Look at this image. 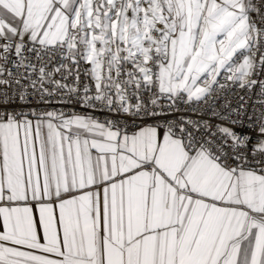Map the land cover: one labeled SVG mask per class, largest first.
I'll list each match as a JSON object with an SVG mask.
<instances>
[{
	"label": "snow or ice",
	"instance_id": "6c2138e0",
	"mask_svg": "<svg viewBox=\"0 0 264 264\" xmlns=\"http://www.w3.org/2000/svg\"><path fill=\"white\" fill-rule=\"evenodd\" d=\"M0 264H264V0H0Z\"/></svg>",
	"mask_w": 264,
	"mask_h": 264
}]
</instances>
